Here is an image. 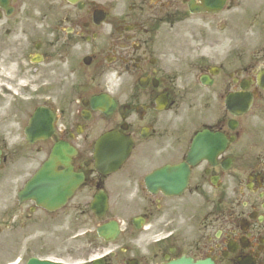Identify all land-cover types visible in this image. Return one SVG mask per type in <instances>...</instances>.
Returning <instances> with one entry per match:
<instances>
[{
    "label": "flooded vegetation",
    "instance_id": "flooded-vegetation-1",
    "mask_svg": "<svg viewBox=\"0 0 264 264\" xmlns=\"http://www.w3.org/2000/svg\"><path fill=\"white\" fill-rule=\"evenodd\" d=\"M192 1L201 3L0 0V226L8 231L0 252L71 220L84 243H96L92 227L120 220L104 264L182 254L264 264V0H226L199 14ZM246 91L252 110L233 116L226 97ZM101 93L114 101L110 113L93 101ZM38 106L56 124L33 142L25 127ZM109 130L134 142L117 171L94 157ZM205 130L227 144L191 163V141ZM59 141L76 148L72 165L84 182L57 214L16 194ZM179 162L190 167L181 195L149 188L147 175ZM97 193L109 198L100 216L91 209Z\"/></svg>",
    "mask_w": 264,
    "mask_h": 264
},
{
    "label": "rangeland",
    "instance_id": "rangeland-1",
    "mask_svg": "<svg viewBox=\"0 0 264 264\" xmlns=\"http://www.w3.org/2000/svg\"><path fill=\"white\" fill-rule=\"evenodd\" d=\"M73 244H70L69 246H72ZM47 249L45 252H48L49 256L55 257L57 256H64L67 254V250L65 249L64 246H57V247H53V248H45ZM76 258L79 257L78 254H73Z\"/></svg>",
    "mask_w": 264,
    "mask_h": 264
},
{
    "label": "water",
    "instance_id": "water-1",
    "mask_svg": "<svg viewBox=\"0 0 264 264\" xmlns=\"http://www.w3.org/2000/svg\"><path fill=\"white\" fill-rule=\"evenodd\" d=\"M38 264H51V263H38ZM170 264H211L209 261H202L197 263H192L191 261H179V262H173Z\"/></svg>",
    "mask_w": 264,
    "mask_h": 264
}]
</instances>
